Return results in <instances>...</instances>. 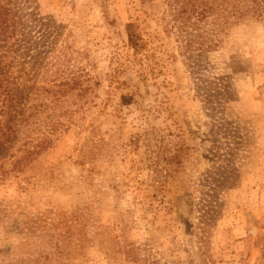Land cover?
I'll return each instance as SVG.
<instances>
[{"label": "rangeland", "instance_id": "374dc122", "mask_svg": "<svg viewBox=\"0 0 264 264\" xmlns=\"http://www.w3.org/2000/svg\"><path fill=\"white\" fill-rule=\"evenodd\" d=\"M228 1L186 34L168 0H10L0 264H264V0Z\"/></svg>", "mask_w": 264, "mask_h": 264}, {"label": "trees", "instance_id": "16d2710c", "mask_svg": "<svg viewBox=\"0 0 264 264\" xmlns=\"http://www.w3.org/2000/svg\"><path fill=\"white\" fill-rule=\"evenodd\" d=\"M171 1L170 4L174 5L177 7V16L180 17L181 19L184 18L185 24H184V32L187 33V30L189 28L192 29L191 26L194 25V23H190L189 19L193 17L197 18H202L205 19L209 16V14H216L215 11H219L224 14L222 17L223 19L226 18V15L228 16H233L236 19H242L246 15H248V10H243V9H236L234 5L231 7V9L228 11L226 8V4L229 3L228 0H168ZM3 2L8 3L7 5H4ZM10 0H0V41H4L6 38V34L9 31V16L11 15V10L8 7L9 6ZM251 3L255 6L258 5L259 0H251ZM233 8V11H232ZM258 7H254L252 9V15H257L259 16L260 10ZM198 20V19H197ZM189 23V25L186 24ZM193 30V29H192ZM125 32L127 35V43L130 48H132L134 51H139L142 47V41L141 38L138 34L137 27L134 24H127L125 26ZM0 72H2L0 70ZM3 77H0V88L3 86ZM1 95H4L3 100L7 101L9 103V107H11L12 104V109L16 107V105L21 103L22 98L24 97V89L20 88L19 86L13 87L12 85H5L3 88ZM128 100L123 97V102L125 104H129L127 102ZM16 113V112H15ZM15 114H10L6 120V126L7 130L9 131V134L7 135L6 139L7 141L13 140L15 138L16 130L13 126L15 122ZM3 144L4 142L0 141V151L3 149ZM38 152L35 151H29L25 150L24 155L17 161H15L14 167H19L21 164H24L25 162L30 160L31 155L37 154ZM165 163V171H168V168L170 166V159H164ZM166 180H163L162 182H165ZM129 254V260L131 261H136L137 257L135 253L133 254V250H130L127 252Z\"/></svg>", "mask_w": 264, "mask_h": 264}]
</instances>
